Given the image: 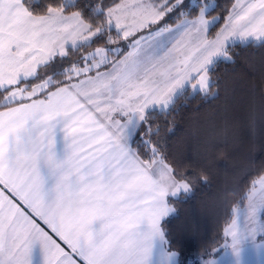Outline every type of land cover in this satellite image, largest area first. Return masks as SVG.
<instances>
[{"label":"snow or ice","instance_id":"1","mask_svg":"<svg viewBox=\"0 0 264 264\" xmlns=\"http://www.w3.org/2000/svg\"><path fill=\"white\" fill-rule=\"evenodd\" d=\"M214 10L0 0V264H186L176 245L187 229L169 222L221 149L178 159L169 117L185 90L218 96L215 67L234 64L235 47L264 48V0H234L222 26ZM258 176L224 232L231 264H245V244L264 254Z\"/></svg>","mask_w":264,"mask_h":264},{"label":"trees","instance_id":"2","mask_svg":"<svg viewBox=\"0 0 264 264\" xmlns=\"http://www.w3.org/2000/svg\"><path fill=\"white\" fill-rule=\"evenodd\" d=\"M186 2L191 5V0ZM233 2L208 0L220 26ZM215 31L218 27L213 35ZM234 54V64L221 61L215 67V99H204L185 90L179 110L169 117L176 125L169 150L178 159H202L198 153H204L209 144L221 149L215 154V164H201L207 172V183L198 182L194 194L176 204L179 216L169 222L172 229H187L176 245L182 248L186 264H202L223 253L225 245L229 247L227 259L231 264L232 241L224 235L225 229L235 219V210L246 207L247 200L241 198L264 168V48L258 44L237 46ZM154 118L159 119V114ZM187 167L191 170V166Z\"/></svg>","mask_w":264,"mask_h":264},{"label":"rangeland","instance_id":"3","mask_svg":"<svg viewBox=\"0 0 264 264\" xmlns=\"http://www.w3.org/2000/svg\"><path fill=\"white\" fill-rule=\"evenodd\" d=\"M187 1V0H186ZM167 18V17H166ZM219 20V19H218ZM163 21V20H162ZM161 22V21H160ZM259 179V178H258ZM258 179H256V180H258ZM0 187H2V186H0ZM255 187H256V189L259 191V188H260V186H259V184L257 183L256 185H255ZM237 217H236V215H235V219H236ZM240 222L242 223V219L240 220ZM230 237V242L232 241V237L231 236H229ZM227 242H228V240H227ZM61 243H63L62 241H61ZM222 246V245H221ZM224 246V245H223ZM36 247V249H37V258L38 259H40V255H39V246L37 245V246H35ZM228 249H229V247H228V245H227V247L226 248H224V251H223V253H221V254H216L215 256H213L212 258H210V259H215L217 262H218V264H230V262H229V260L227 259V255H228ZM261 255H264V254H261ZM256 256V252L251 248V247H245L244 248V252H243V259H244V262H245V264H262L260 261H263V260H260V261H258V257H255Z\"/></svg>","mask_w":264,"mask_h":264},{"label":"crops","instance_id":"4","mask_svg":"<svg viewBox=\"0 0 264 264\" xmlns=\"http://www.w3.org/2000/svg\"><path fill=\"white\" fill-rule=\"evenodd\" d=\"M61 243V242H60ZM61 244H63V243H61ZM66 247V246H65ZM245 247H251L250 245H245L244 246V248ZM255 257H258V261H260V260H263V261H260L262 264H264V255H257L256 254V256ZM232 259H233V252H232V257L230 258V261H232Z\"/></svg>","mask_w":264,"mask_h":264}]
</instances>
